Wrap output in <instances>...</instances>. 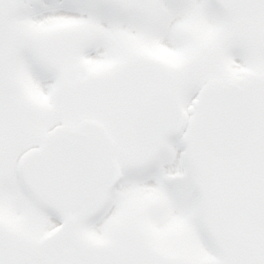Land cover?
<instances>
[{
  "label": "snow or ice",
  "instance_id": "snow-or-ice-1",
  "mask_svg": "<svg viewBox=\"0 0 264 264\" xmlns=\"http://www.w3.org/2000/svg\"><path fill=\"white\" fill-rule=\"evenodd\" d=\"M0 264H264V0H0Z\"/></svg>",
  "mask_w": 264,
  "mask_h": 264
}]
</instances>
